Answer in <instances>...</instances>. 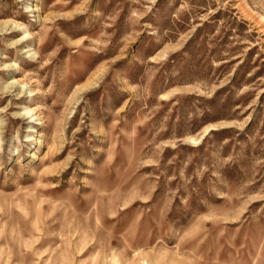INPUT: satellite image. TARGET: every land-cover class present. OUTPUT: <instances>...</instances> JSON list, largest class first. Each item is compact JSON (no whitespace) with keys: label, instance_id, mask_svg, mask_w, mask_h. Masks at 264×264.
Instances as JSON below:
<instances>
[{"label":"rangeland","instance_id":"1","mask_svg":"<svg viewBox=\"0 0 264 264\" xmlns=\"http://www.w3.org/2000/svg\"><path fill=\"white\" fill-rule=\"evenodd\" d=\"M0 264H264V0H0Z\"/></svg>","mask_w":264,"mask_h":264}]
</instances>
